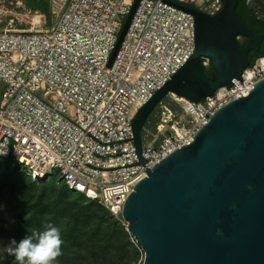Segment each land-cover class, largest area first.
Returning <instances> with one entry per match:
<instances>
[{"label": "built area", "instance_id": "built-area-1", "mask_svg": "<svg viewBox=\"0 0 264 264\" xmlns=\"http://www.w3.org/2000/svg\"><path fill=\"white\" fill-rule=\"evenodd\" d=\"M48 2L49 19L23 0H0V159L37 182L56 176L126 227L122 206L145 166L248 94L264 77V54L199 101L174 93L176 106L161 99L138 151L134 115L194 49L193 14L176 3L214 14L223 1L138 0L110 63L133 0Z\"/></svg>", "mask_w": 264, "mask_h": 264}, {"label": "water", "instance_id": "water-1", "mask_svg": "<svg viewBox=\"0 0 264 264\" xmlns=\"http://www.w3.org/2000/svg\"><path fill=\"white\" fill-rule=\"evenodd\" d=\"M222 1L214 14L176 3L193 14L194 49L134 115L138 151L141 128L165 95L199 101L230 85L249 65V50L259 48L264 33L236 14L237 0ZM145 170L121 211L143 264H264V77L215 110L190 142Z\"/></svg>", "mask_w": 264, "mask_h": 264}, {"label": "trees", "instance_id": "trees-1", "mask_svg": "<svg viewBox=\"0 0 264 264\" xmlns=\"http://www.w3.org/2000/svg\"><path fill=\"white\" fill-rule=\"evenodd\" d=\"M23 2L26 7L43 12L49 19L48 0ZM238 16L244 19L248 27L257 32L264 31L263 27L251 23L246 16ZM263 54L264 39L260 49L253 52L252 56L248 55L250 62ZM151 114L144 125L148 124ZM8 176L10 180L7 185L0 183V264H18L14 256L4 251L5 246L11 239L19 242L30 235L31 231L43 230L47 223L60 229L63 241L62 255L54 264H121L122 251L129 252V264L136 260L138 246L133 236L124 224L95 199L66 189L57 179L65 191L79 194L87 202L71 199L66 192L47 195L45 188L41 193L33 195L32 190L37 187L35 183L42 181L37 182L26 176L30 188L28 195L29 189L25 191L19 188V181L22 180L20 175L13 172Z\"/></svg>", "mask_w": 264, "mask_h": 264}, {"label": "clouds", "instance_id": "clouds-1", "mask_svg": "<svg viewBox=\"0 0 264 264\" xmlns=\"http://www.w3.org/2000/svg\"><path fill=\"white\" fill-rule=\"evenodd\" d=\"M62 244L60 229L47 223L43 230H33L19 242L11 239L4 251L18 264H54L62 255Z\"/></svg>", "mask_w": 264, "mask_h": 264}, {"label": "rangeland", "instance_id": "rangeland-1", "mask_svg": "<svg viewBox=\"0 0 264 264\" xmlns=\"http://www.w3.org/2000/svg\"><path fill=\"white\" fill-rule=\"evenodd\" d=\"M173 97L174 96L172 93H168L162 99L163 102H170L171 104H173V106H176L175 103L172 101ZM156 120L157 117L151 114V116L148 119L147 125L149 127L153 126ZM13 172L20 175L22 178V180L19 181V188H22L25 191L29 189L28 195H30V188H29V183L27 182V177L25 175L20 174L18 169L14 165H12L8 160L0 159V183H4L5 185H7L10 180L8 175H10ZM35 184L37 185V187L32 190L33 195L34 194L37 195L41 193L42 189L45 188V193L47 195H55L59 192H66L71 199L81 201L83 203L87 202V200L81 195L65 191L64 188L56 181V176H52L48 180H44L40 183H35ZM121 253H122L120 258L121 264H129V259H130L129 252L122 251ZM143 257H144L143 250L138 246L137 258L135 261H133L130 264H143Z\"/></svg>", "mask_w": 264, "mask_h": 264}, {"label": "flooded vegetation", "instance_id": "flooded-vegetation-1", "mask_svg": "<svg viewBox=\"0 0 264 264\" xmlns=\"http://www.w3.org/2000/svg\"><path fill=\"white\" fill-rule=\"evenodd\" d=\"M235 12L238 13L237 15L246 16L251 23L264 28V0H237ZM260 32L264 33V31ZM260 45L258 49L249 50L248 54L252 56L253 52L260 49Z\"/></svg>", "mask_w": 264, "mask_h": 264}]
</instances>
